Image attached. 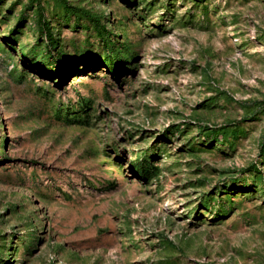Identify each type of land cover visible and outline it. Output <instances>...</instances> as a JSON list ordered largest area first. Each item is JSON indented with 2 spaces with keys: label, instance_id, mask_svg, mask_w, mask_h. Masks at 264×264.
I'll return each mask as SVG.
<instances>
[{
  "label": "rangeland",
  "instance_id": "obj_1",
  "mask_svg": "<svg viewBox=\"0 0 264 264\" xmlns=\"http://www.w3.org/2000/svg\"><path fill=\"white\" fill-rule=\"evenodd\" d=\"M0 264H264V0H0Z\"/></svg>",
  "mask_w": 264,
  "mask_h": 264
},
{
  "label": "trees",
  "instance_id": "obj_2",
  "mask_svg": "<svg viewBox=\"0 0 264 264\" xmlns=\"http://www.w3.org/2000/svg\"><path fill=\"white\" fill-rule=\"evenodd\" d=\"M45 23V22H44Z\"/></svg>",
  "mask_w": 264,
  "mask_h": 264
}]
</instances>
